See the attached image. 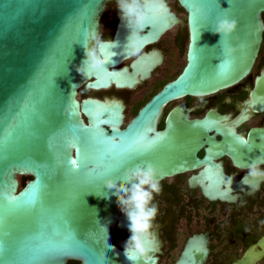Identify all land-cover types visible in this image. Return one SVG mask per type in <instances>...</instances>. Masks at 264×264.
<instances>
[{"label":"water","instance_id":"1","mask_svg":"<svg viewBox=\"0 0 264 264\" xmlns=\"http://www.w3.org/2000/svg\"><path fill=\"white\" fill-rule=\"evenodd\" d=\"M108 1L0 0V264H130L124 255L130 235L112 234L114 228L128 231L129 221L116 197L104 189V179L146 163L165 176L183 170L177 156L185 149L183 137L176 145L174 135L188 133L191 122L186 112L178 120L170 115L157 131L162 105L236 84L257 58L264 0H176L189 32L185 64L124 125L120 98L90 94L112 84L132 88L140 80L134 71L114 67L124 59L128 34L121 15L112 39L120 46L113 49L115 63L108 65L120 72L104 81H86L76 71L84 58L85 30L99 26ZM163 2L162 14L149 29L150 42L183 23ZM225 15L238 21V31L218 44L220 37L211 28ZM223 44L235 49L227 69L218 67L225 59ZM146 57L149 65L140 78H147L160 61L154 53ZM257 84L264 92V71ZM144 134L155 143L129 149L133 138ZM69 159L82 166L74 171ZM151 246L156 264L157 235ZM193 248L187 244L174 264H201L207 250L196 257ZM263 255L264 235L233 264H254Z\"/></svg>","mask_w":264,"mask_h":264},{"label":"flooded vegetation","instance_id":"2","mask_svg":"<svg viewBox=\"0 0 264 264\" xmlns=\"http://www.w3.org/2000/svg\"><path fill=\"white\" fill-rule=\"evenodd\" d=\"M167 2L183 23H175L145 48L146 55L160 56L149 76L140 78L149 65L148 57L135 62L124 58L114 67L134 71L139 82L132 88L112 84L90 92L101 99L120 98L124 125L185 64L189 41L186 13L176 0ZM262 19L264 24V13ZM120 20L116 0L108 1L99 18L103 38L115 37ZM263 71L264 30L257 58L242 80L210 94L184 95L162 105L157 131L165 128L170 115L181 119L182 112L191 128L174 135L176 145L183 137L185 149L177 156L185 168L165 176L162 192L154 200L160 242L156 264H174L187 244L197 248L192 250L196 257L207 250L201 264H233L264 235V182L255 189L241 183L246 175L242 167L264 152V92H259L257 84ZM191 157L196 161L191 163ZM112 234L127 238L130 232L114 228ZM254 264H264V255Z\"/></svg>","mask_w":264,"mask_h":264},{"label":"clouds","instance_id":"3","mask_svg":"<svg viewBox=\"0 0 264 264\" xmlns=\"http://www.w3.org/2000/svg\"><path fill=\"white\" fill-rule=\"evenodd\" d=\"M116 8L128 29L121 54L125 59L134 62L142 59L146 53L145 48L151 40L149 29L154 21L162 14L163 0H116ZM214 35H219L221 42L233 37L238 31V21L229 16H218L214 28ZM225 59L218 67L230 68L234 62L232 57L235 49L224 47ZM84 49V58L76 71L86 81H104L111 75L120 71L111 70L108 65L114 64L113 58L117 55L113 49L119 47L117 41L103 38L102 27H92L85 30V40L81 44ZM123 71V70H121ZM163 137L164 134H159ZM264 152L251 159L242 167L246 175L241 183L253 189L258 188L264 182ZM76 171L77 169H73ZM165 173L157 166L146 163L144 165H132L125 168L118 177L104 179V189L112 192L120 210L127 217L130 236L125 242L124 255L130 264H155L152 255L156 240V218L158 206L154 202L155 197L162 192L161 181ZM231 180V177H229Z\"/></svg>","mask_w":264,"mask_h":264},{"label":"snow or ice","instance_id":"4","mask_svg":"<svg viewBox=\"0 0 264 264\" xmlns=\"http://www.w3.org/2000/svg\"><path fill=\"white\" fill-rule=\"evenodd\" d=\"M154 143L155 141H149L147 139V134H144L133 138V140L129 144V149H133L137 145H143L144 149H148ZM241 143H246V141H241ZM69 164L72 166L73 169H78L80 166H82V162H78L77 160H72V159H69Z\"/></svg>","mask_w":264,"mask_h":264},{"label":"rangeland","instance_id":"5","mask_svg":"<svg viewBox=\"0 0 264 264\" xmlns=\"http://www.w3.org/2000/svg\"><path fill=\"white\" fill-rule=\"evenodd\" d=\"M170 1H174V0H170ZM26 179H27L26 176H25V177H20V181H21V183H24V182L26 181Z\"/></svg>","mask_w":264,"mask_h":264},{"label":"trees","instance_id":"6","mask_svg":"<svg viewBox=\"0 0 264 264\" xmlns=\"http://www.w3.org/2000/svg\"><path fill=\"white\" fill-rule=\"evenodd\" d=\"M24 183H22V185H23ZM69 264H76V263H73V262H70Z\"/></svg>","mask_w":264,"mask_h":264}]
</instances>
